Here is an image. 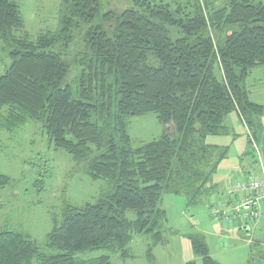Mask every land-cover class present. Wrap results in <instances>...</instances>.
I'll use <instances>...</instances> for the list:
<instances>
[{"label": "trees", "instance_id": "1", "mask_svg": "<svg viewBox=\"0 0 264 264\" xmlns=\"http://www.w3.org/2000/svg\"><path fill=\"white\" fill-rule=\"evenodd\" d=\"M129 2L116 13L102 12V0H62L58 31L30 40L16 35L24 28L18 5L0 0V51L10 61L7 67L0 61V131L39 124L55 149L110 188L94 204L65 205L43 247L0 229V264H112L108 256L77 255L132 258L136 235L148 239L145 257L152 264L153 250L164 244L162 197L197 205L214 194L209 183L227 149L206 139L228 134L229 114L246 126L247 154L256 163L252 131L261 127L264 108L249 100L245 82L264 69V2L227 0L216 7L195 0L188 11ZM73 65L80 68L76 90L65 82ZM148 113L172 134L133 148L128 120ZM10 182L0 175V190ZM187 239L202 264H219L203 235Z\"/></svg>", "mask_w": 264, "mask_h": 264}, {"label": "rangeland", "instance_id": "2", "mask_svg": "<svg viewBox=\"0 0 264 264\" xmlns=\"http://www.w3.org/2000/svg\"><path fill=\"white\" fill-rule=\"evenodd\" d=\"M11 1L18 5L24 22V28L16 33L18 37L35 40L42 34L58 31L62 0ZM152 1L170 5L173 10L181 7L188 11L195 0ZM211 1L217 7L227 0ZM102 6V12L112 10L120 13L131 4L129 0H102ZM76 41L77 37L75 43ZM74 50L75 47L70 46L66 50L67 55L73 54ZM5 56V52L0 51V61L7 67L10 61ZM67 59L72 60L71 57ZM2 70L3 65H0V72ZM79 71L80 68L73 65L65 81L73 90L77 88ZM245 84L249 100L264 108V69H255L247 77ZM225 124L228 127L227 135L206 139L209 145L227 149L215 175L219 189L245 163L244 160L255 159L246 155L248 130L238 116L235 113L229 114ZM260 125L252 132L258 137L257 151L264 164V112ZM164 132L172 134V127L160 125L154 113L128 120L127 133L133 148L158 139ZM254 155L256 156L255 153ZM0 175L11 180L0 190V229L21 233L41 247L53 224L61 222L65 205L80 207L94 204L110 191L107 181L89 178L81 165L65 151L55 149L41 132L39 124L33 122L14 133L0 131ZM38 181H43V184H37ZM211 197L203 202L201 200L197 205H188L183 196L162 197L161 208L165 211L167 220L164 244L154 249L155 262L152 264H202L201 258L193 254L187 239L191 234L204 236L210 256L219 264H264V247L255 244V241H264L263 221H259L252 233L245 235L241 234L239 226L213 222L206 206L208 200L214 201ZM129 217L132 218V214ZM249 241H253L251 245ZM146 243L148 239L145 236H134L129 245L133 258L126 260L106 251H86L77 257L90 260L108 256L112 264H151L144 257Z\"/></svg>", "mask_w": 264, "mask_h": 264}, {"label": "built area", "instance_id": "3", "mask_svg": "<svg viewBox=\"0 0 264 264\" xmlns=\"http://www.w3.org/2000/svg\"><path fill=\"white\" fill-rule=\"evenodd\" d=\"M251 148L256 154V171L230 184L225 197L206 204L213 222L239 226L241 232L246 228V234L257 228L264 214V164L254 142L251 143ZM252 242L249 241L250 244Z\"/></svg>", "mask_w": 264, "mask_h": 264}, {"label": "crops", "instance_id": "4", "mask_svg": "<svg viewBox=\"0 0 264 264\" xmlns=\"http://www.w3.org/2000/svg\"><path fill=\"white\" fill-rule=\"evenodd\" d=\"M248 144H247V151H246V155H247V157H249V155L247 154L248 153ZM245 155V156H246ZM244 162L245 163H243V164H241V166L239 167V168H237V170L234 172V173H232L230 176H229V178L226 180V183L223 185V187L221 188V189H219L220 187H219V184H218V182L216 181V179H215V175H216V173L211 177V180H210V183H209V185L211 186V187H215L214 189V194L213 195H211L213 198H214V201L213 202H209L210 200H208L206 203L208 204V203H214V202H216L218 199H220V198H223V197H225V191H226V189L228 188V186L230 185V184H232L233 182H236V181H239V180H242L244 177H246V176H248L249 174H251V173H253V172H255L256 171V164H255V162H254V160H249V161H245L244 160ZM218 168V167H217ZM216 172H217V170H216ZM210 196V197H211ZM215 196V197H214ZM209 197V198H210ZM211 197V198H212ZM208 198V199H209ZM230 201H232V197L230 198ZM264 216L262 215L261 216V218H260V220H261V222L263 221V225H264ZM241 234H243V235H245L246 233L245 232H241ZM133 240V239H132ZM206 240V239H205ZM132 242V241H131ZM255 244H257L258 245V247H264V241H261V240H258V241H255ZM146 245H147V243H146ZM251 245V244H250ZM130 250V249H129ZM145 251H146V249H145ZM153 254H154V250H153ZM209 254H210V251H209ZM144 257H145V254H144ZM132 258H133V256H132ZM146 258V257H145ZM155 258V257H154ZM214 259V258H213ZM215 260V259H214ZM216 261V260H215ZM217 262V261H216Z\"/></svg>", "mask_w": 264, "mask_h": 264}, {"label": "water", "instance_id": "5", "mask_svg": "<svg viewBox=\"0 0 264 264\" xmlns=\"http://www.w3.org/2000/svg\"><path fill=\"white\" fill-rule=\"evenodd\" d=\"M242 231H243V232H246V231H247V229H246V228H243V229H242Z\"/></svg>", "mask_w": 264, "mask_h": 264}]
</instances>
